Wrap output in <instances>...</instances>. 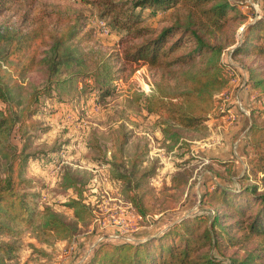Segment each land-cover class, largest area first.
Returning a JSON list of instances; mask_svg holds the SVG:
<instances>
[{
	"label": "rangeland",
	"instance_id": "374dc122",
	"mask_svg": "<svg viewBox=\"0 0 264 264\" xmlns=\"http://www.w3.org/2000/svg\"><path fill=\"white\" fill-rule=\"evenodd\" d=\"M228 1L246 18L244 24L234 26L236 36L264 11V0ZM170 13L142 12L141 25L159 31L170 25ZM24 14L27 21H23ZM80 16L85 17L91 39L87 43L75 40L59 49L61 60L68 61L58 67L56 75H49L53 59L46 54L49 47L39 49V58L48 62L34 72L2 74L11 91L8 103L0 102V109L18 116L34 91L49 85L51 92L41 98L39 113L32 119L35 129L23 128L22 136L14 129L9 136L11 147L0 148L2 173L7 155L19 154L22 146H27L22 152L28 155L22 177L31 182L26 192L33 212L30 224L2 220L13 233L0 234V244H13L17 250L0 254V264H64L85 243L91 252L104 240L145 241L183 217L213 215L216 205L201 204L203 192L211 190L213 183L231 191L239 187L237 177L245 168L242 140L246 125L241 122L238 132L237 112L249 117L253 104L261 107L259 94L245 84L250 59L228 60L233 47L225 50L221 58L229 67L228 84L215 95L209 120L195 130L174 129L179 135L174 142L163 133L161 119L145 110V100L153 95L155 85L166 82L145 65L117 62L122 51L119 36L101 30L102 20L91 5L82 0H19L0 16V31L30 29L37 18L44 28V40L53 44L51 35L60 34ZM101 59L111 65L108 72ZM243 88L248 91L246 102H238L237 94ZM211 158L234 162L235 171L230 176ZM180 179L187 181L186 186L178 187ZM253 183L263 189L261 183ZM134 195L147 210L145 217L139 216L132 204ZM78 198L91 210L88 222H76L72 211L63 205ZM50 213L76 226L73 239L55 240L41 233ZM262 246L253 239L214 254L227 264L247 255L253 256V264H264Z\"/></svg>",
	"mask_w": 264,
	"mask_h": 264
},
{
	"label": "trees",
	"instance_id": "16d2710c",
	"mask_svg": "<svg viewBox=\"0 0 264 264\" xmlns=\"http://www.w3.org/2000/svg\"><path fill=\"white\" fill-rule=\"evenodd\" d=\"M18 1L0 0V16ZM82 1L97 10L99 18L107 22L109 33L119 36L122 51L117 62L145 65L166 82L155 85L153 95L145 100V110L161 119L167 138L177 142L179 135L174 129L195 130L209 120L215 95L228 84L229 67L221 57L229 47H233L232 58L250 59L245 84L249 91L259 94L261 107L254 108L253 104L249 117L237 112L243 118V126L246 125L242 140L245 168L237 177L236 190L213 183L211 190L203 192L201 204L218 207L213 215L195 213L183 217L171 222L162 234L141 242L100 241L81 264H227L214 253L222 254L226 248L253 239L260 241L264 252V11L236 36L234 26L244 24L246 18L228 0ZM145 11L153 15L171 11L170 25L159 31L142 26L140 14ZM80 17L67 24L60 34L51 35L53 44L44 40V28L37 18L30 29L0 31L1 103H8L11 91L2 74L9 76L14 72L22 76L34 72L38 65L48 62L45 57L39 58L42 55L39 49L49 47L46 54L53 58L49 75L54 76L58 67L68 61L64 56L65 60H61L58 53L61 47L75 40L90 41L91 31L86 29L85 17ZM22 18L27 21V14ZM100 61L108 72L109 62ZM118 67L121 70V64ZM50 92L49 85L34 91L19 116L6 108L0 109V148L11 147L9 136L14 129L19 133L23 128L35 129L32 119L39 113L41 98ZM26 147L23 145L19 154L7 155L4 171L0 173V234L13 233L2 220L30 224L33 218L26 192L31 182L22 177L28 160V155L22 153ZM211 162L225 168L230 176L235 171L232 161L211 158ZM215 175L220 176L218 172ZM253 182L261 183L263 189L260 191ZM186 184V180L180 179L178 187ZM131 202L139 216L145 217L147 210L136 195ZM63 205L72 211L76 222L92 219L91 210L79 198ZM76 231V226L50 213L41 233L55 240H71ZM16 250L13 244H0V254L10 255ZM253 262V256L247 255L231 264Z\"/></svg>",
	"mask_w": 264,
	"mask_h": 264
},
{
	"label": "crops",
	"instance_id": "0c3cea01",
	"mask_svg": "<svg viewBox=\"0 0 264 264\" xmlns=\"http://www.w3.org/2000/svg\"><path fill=\"white\" fill-rule=\"evenodd\" d=\"M230 56V55H229ZM230 59H232V60H234V59H236V58H231V57H229V59L228 60H230ZM247 90L246 89H242V90H240L239 92H238V94H237V97H238V102L240 101V102H242V100L244 101V102H246V98H247ZM238 102H237V104H238ZM242 120V117H238L237 116V120H236V123H235V125H236V129H238V132L240 131V123L241 122H243V120ZM244 133V132H243ZM81 248H82V250H80V251H78L76 254H75V256L71 259V258H69V259H67L65 262H64V264H81L82 263V261L85 259V257L87 256V254L90 252V248L88 247V245L85 243V244H83V245H81ZM88 249V250H87Z\"/></svg>",
	"mask_w": 264,
	"mask_h": 264
},
{
	"label": "built area",
	"instance_id": "2783aa9c",
	"mask_svg": "<svg viewBox=\"0 0 264 264\" xmlns=\"http://www.w3.org/2000/svg\"><path fill=\"white\" fill-rule=\"evenodd\" d=\"M99 23H100V26H101V30L109 32L108 28L106 27V25H105V23L103 21H100Z\"/></svg>",
	"mask_w": 264,
	"mask_h": 264
}]
</instances>
